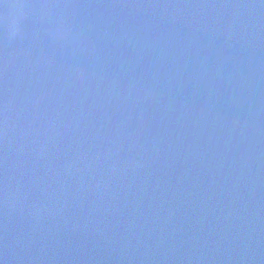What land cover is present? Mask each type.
<instances>
[{"label":"water","instance_id":"obj_1","mask_svg":"<svg viewBox=\"0 0 264 264\" xmlns=\"http://www.w3.org/2000/svg\"><path fill=\"white\" fill-rule=\"evenodd\" d=\"M0 264H264V0H0Z\"/></svg>","mask_w":264,"mask_h":264}]
</instances>
